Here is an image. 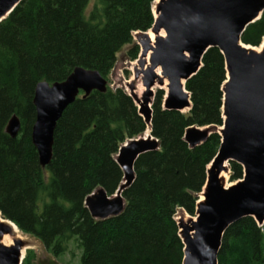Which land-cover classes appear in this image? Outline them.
I'll return each mask as SVG.
<instances>
[{
  "label": "trees",
  "instance_id": "trees-1",
  "mask_svg": "<svg viewBox=\"0 0 264 264\" xmlns=\"http://www.w3.org/2000/svg\"><path fill=\"white\" fill-rule=\"evenodd\" d=\"M87 2L22 0L0 22V214L56 258L75 248L78 264H182L175 216L178 210L195 215L221 142L215 130L190 148L184 133L191 126H222L224 57L217 48L204 53L201 68L184 84L187 113L164 109V93L156 91L150 133L159 149L136 159L134 181L122 192L123 211L94 219L84 199L97 188L111 195L122 183L116 154L126 140L143 135L145 122L120 88L80 95L57 121L50 163L41 167L31 141L34 90L42 81H63L78 66L107 79L117 53L132 43L134 32L148 31L154 16L153 0H99L85 14ZM263 38L264 10L241 41L257 47ZM137 55L134 44L129 60ZM13 115L21 125L16 138L5 131ZM229 169L231 181L242 178L240 164L231 161ZM33 257L28 251L22 264H32ZM217 262L264 264V222L245 217L229 226Z\"/></svg>",
  "mask_w": 264,
  "mask_h": 264
},
{
  "label": "water",
  "instance_id": "water-1",
  "mask_svg": "<svg viewBox=\"0 0 264 264\" xmlns=\"http://www.w3.org/2000/svg\"><path fill=\"white\" fill-rule=\"evenodd\" d=\"M22 0H0V22ZM154 22L147 31H137L139 55L134 78L144 87L141 97L132 93L139 115L149 132L126 140L115 161L123 174L118 188L108 195L97 188L84 199L91 217L97 220L118 216L125 207L122 192L135 178L134 163L139 155L159 149V141L150 133L152 88L166 85L163 108L183 112L191 108L185 82L202 66L209 48H217L224 57L225 80L222 83V126H191L184 140L193 148L217 131L221 142L207 166L201 197L196 200L195 216L176 219L184 245L182 264H217L225 231L233 223L252 217L257 225L264 222V45L260 50L242 43L245 28L259 19L264 0H153ZM160 73H157V69ZM167 82V83H166ZM133 90V85H130ZM107 82L97 70L75 67L63 81L39 82L34 90L35 121L31 141L41 167L52 157L53 134L63 111L78 96L92 91L103 93ZM80 92L82 94H80ZM20 121L13 115L5 131L11 138L20 132ZM233 161L243 168V176L225 186L221 175ZM198 196V195H197ZM0 264H22V249L28 242L14 238L11 227L0 214ZM9 221V220H7ZM4 235L12 244L2 243ZM25 252V251H24Z\"/></svg>",
  "mask_w": 264,
  "mask_h": 264
},
{
  "label": "rangeland",
  "instance_id": "rangeland-1",
  "mask_svg": "<svg viewBox=\"0 0 264 264\" xmlns=\"http://www.w3.org/2000/svg\"><path fill=\"white\" fill-rule=\"evenodd\" d=\"M98 1L99 0H88L87 5H86V9H85V14H88V12L91 11L93 6L95 4H97ZM155 3L156 2H152V12H153V7L155 6L154 5ZM147 33H148V35H149V33H151L153 35V33L151 32L150 29L147 31ZM132 39L133 40H132L131 44L124 46L117 53L114 67L110 71L109 75L107 76L106 82H107V86L110 87L111 89L120 88V89L124 90L126 93H128L129 95H130V93H132L138 97H141L142 93L144 92V87H143L142 82H141V76L139 79L134 78V68H135V66H137V61H136V59L135 60H129V57H128V50L134 44H136L138 46V55H139L140 49H139V42L137 39V34L133 33ZM153 41H154V35H153ZM262 45H264V38L261 41L260 45L257 47H254V48L256 50H260ZM248 46H250V45H248ZM131 84L133 85L132 91L129 88ZM152 90H153V96H154L156 91L160 90V86L156 84L152 88ZM161 90L163 91L164 97H165V93L167 92V88L164 89L162 87ZM164 97H163V99H164ZM152 101H153V97H152ZM187 111L188 110H184L182 113L185 114V113H187ZM143 135H144V133H143ZM227 167H228V171L224 172V175H223L225 186H229V185H232L233 183H235V181L230 180L231 171L229 169V165H227ZM199 197H201L200 193L198 194L197 199H199ZM194 216L189 215L184 210H178V212L175 216V219L178 220L180 217H184V219L187 220L190 217H194ZM8 238L11 239L10 236H8ZM18 238L28 242L27 243L28 248H26L23 256L25 257V255L27 254L28 251H32L33 255H34L32 264H78V262H79L80 252L75 248H72L70 251H68L64 255L60 256L59 258H56V257H53L44 248L42 243L38 239H36L35 237L28 235V234H25L19 230ZM71 251H73V254L71 253Z\"/></svg>",
  "mask_w": 264,
  "mask_h": 264
},
{
  "label": "bare ground",
  "instance_id": "bare-ground-1",
  "mask_svg": "<svg viewBox=\"0 0 264 264\" xmlns=\"http://www.w3.org/2000/svg\"><path fill=\"white\" fill-rule=\"evenodd\" d=\"M153 12H154V7H153ZM149 37H150V39H151V41L153 42V35L151 34V33H149ZM157 73L159 74L160 73V69L158 68L157 69ZM163 88L165 89L166 88V86L164 85L163 86ZM148 132H149V130H148V128H146V130H145V132H144V135H147L148 134ZM222 176L224 175V172L221 174ZM1 218V217H0ZM6 222H7V224L11 227V229H12V232H13V237L14 238H18V236H19V230L17 229V227L12 223V222H10V221H7L6 220ZM8 236L9 235H4L3 236V238H2V243L3 244H5V245H11L12 244V237H11V239L10 238H8ZM25 248L24 249H22V254H24L25 252Z\"/></svg>",
  "mask_w": 264,
  "mask_h": 264
}]
</instances>
